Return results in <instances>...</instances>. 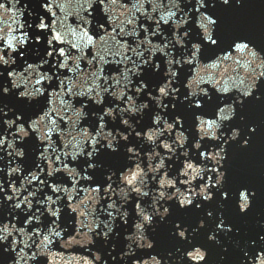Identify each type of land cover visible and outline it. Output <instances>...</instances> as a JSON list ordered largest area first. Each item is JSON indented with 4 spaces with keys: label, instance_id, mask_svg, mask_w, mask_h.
<instances>
[{
    "label": "snow or ice",
    "instance_id": "obj_1",
    "mask_svg": "<svg viewBox=\"0 0 264 264\" xmlns=\"http://www.w3.org/2000/svg\"><path fill=\"white\" fill-rule=\"evenodd\" d=\"M248 6L249 0H132L131 8L128 0H41L32 32L0 35V159L9 157V179L0 182V264H47L61 216L84 215L81 205L87 210L77 199L85 186L109 201L110 219L96 236L109 241L126 228L121 261L162 264L151 254L157 240L149 232L163 226L189 245V264H202L208 249L193 241L212 221L209 244L227 255L222 238L241 237L234 241L239 264H264V223L254 237H242L258 192L230 183L234 161L264 135V44L221 11ZM69 10L75 26L65 23ZM34 47L38 55L30 59ZM228 69L233 74L224 79ZM30 144L43 178L29 170L28 183L43 189H26L21 198L14 176ZM229 145L237 146L235 154ZM230 203L233 217L224 214ZM191 213L202 214L195 226L185 222Z\"/></svg>",
    "mask_w": 264,
    "mask_h": 264
}]
</instances>
